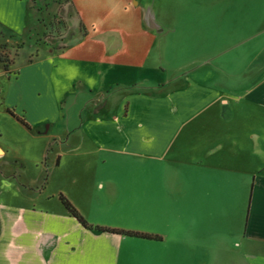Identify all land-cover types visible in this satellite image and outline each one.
Instances as JSON below:
<instances>
[{
    "label": "crops",
    "instance_id": "crops-1",
    "mask_svg": "<svg viewBox=\"0 0 264 264\" xmlns=\"http://www.w3.org/2000/svg\"><path fill=\"white\" fill-rule=\"evenodd\" d=\"M144 1L135 0L144 26L161 35L159 14ZM63 3L69 0L55 12ZM70 4L83 25L79 37H88L83 14ZM49 7L46 0H0V48L11 61L7 71L0 67L6 86L18 83L27 93L15 105L0 85V98L21 129L46 139L35 163L44 174L24 183L21 172H11L23 191L0 196V264H264V66L241 72L207 59L194 76L169 74L143 87L115 83L88 96L70 122L50 80L53 58L38 57L43 48L53 52L39 40ZM116 44L120 52L104 48L112 69L130 56ZM26 47L35 55L17 65ZM83 139L91 146L78 145ZM73 140L76 146H51ZM0 152V159L9 155L1 145ZM60 196L93 228L159 239L84 228Z\"/></svg>",
    "mask_w": 264,
    "mask_h": 264
},
{
    "label": "rangeland",
    "instance_id": "rangeland-1",
    "mask_svg": "<svg viewBox=\"0 0 264 264\" xmlns=\"http://www.w3.org/2000/svg\"><path fill=\"white\" fill-rule=\"evenodd\" d=\"M62 1L46 0L50 6L45 17L48 23H43L45 30L39 40L52 46L49 48L53 52L46 53L43 48L38 57L53 58L50 80L56 97L65 105L70 122L88 96L103 92L109 86L126 87L132 83L150 86L169 74L183 72L194 76L198 74L199 65L207 59H211L212 65L220 64L224 68L239 65L241 72L249 65L264 66V0H251L254 3L249 7H238V0H145L144 3L151 4L159 14V22L165 29L161 35L145 28L141 19L145 13L135 0H69V4L63 3L55 12L56 4ZM70 3L77 4L83 14L88 37H79L78 30L83 32V25ZM109 32L113 41L107 39ZM151 34L154 37H150ZM121 36L123 39L120 40ZM119 41L123 43L124 53L129 52V61H119L112 69L106 63L105 51L113 44L111 50L119 48L120 52L121 47L116 44ZM34 51L31 47L24 48L18 54L16 64L24 63L27 56L35 55ZM160 52L161 56L158 55ZM0 54H7L4 46H1ZM125 56L118 55V59ZM159 64L170 71L160 73L157 70ZM6 79L0 67L4 96L8 102L18 105L24 99L25 88L19 87L18 83L6 86ZM4 104L2 96L0 132L3 137L0 145L9 155L0 159V196H16L21 195L23 189L10 176L11 172H21L24 183L26 179L33 180L44 174L41 166L36 168L35 165L41 160L46 139L21 129L9 118ZM87 107L84 116H89ZM73 142L51 146H76ZM78 145L91 146L87 139ZM16 161L26 165V170L23 171L21 166L17 168Z\"/></svg>",
    "mask_w": 264,
    "mask_h": 264
},
{
    "label": "trees",
    "instance_id": "trees-1",
    "mask_svg": "<svg viewBox=\"0 0 264 264\" xmlns=\"http://www.w3.org/2000/svg\"><path fill=\"white\" fill-rule=\"evenodd\" d=\"M3 48V47H2ZM0 63L3 66V69L5 71L8 70V65L11 63L8 55H4V54H0ZM8 113L14 117V114L12 113V111H8ZM15 119L22 124L23 126H25L26 128H29L28 125L24 122V120L22 118L19 117H15ZM60 201L63 204V206L65 207V209L68 211V213L73 216L74 218H76V220L84 227L87 229H94L95 231L98 232H111V233H117V234H123L126 236H130V237H135V238H142V239H147V240H156L159 239L156 236H152V235H148V234H143V233H138V232H125V231H120V230H112V229H106V228H100V227H91L89 226L74 210V208L63 198L60 196Z\"/></svg>",
    "mask_w": 264,
    "mask_h": 264
},
{
    "label": "bare ground",
    "instance_id": "bare-ground-1",
    "mask_svg": "<svg viewBox=\"0 0 264 264\" xmlns=\"http://www.w3.org/2000/svg\"><path fill=\"white\" fill-rule=\"evenodd\" d=\"M0 154H1V152H0Z\"/></svg>",
    "mask_w": 264,
    "mask_h": 264
}]
</instances>
